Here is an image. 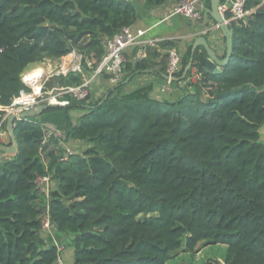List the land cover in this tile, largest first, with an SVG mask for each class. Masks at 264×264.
Wrapping results in <instances>:
<instances>
[{
  "label": "trees",
  "instance_id": "obj_1",
  "mask_svg": "<svg viewBox=\"0 0 264 264\" xmlns=\"http://www.w3.org/2000/svg\"><path fill=\"white\" fill-rule=\"evenodd\" d=\"M246 8L254 12L231 21L233 53L222 73L204 71L200 47L193 66L204 79L180 97L157 98L151 83L124 89L155 66L148 52L127 63L130 81L100 100L65 95L68 106L47 109L68 116L92 106L75 124L67 118L68 138L87 142L82 152L63 159L57 140L43 142L42 123L14 122L19 151L0 167V264H56L54 234L69 236L73 264H169L211 244L227 246L224 264H264V0ZM136 20L132 0H0V130L13 99L29 90L26 69L73 51L95 66L105 40ZM190 58L191 48L183 66ZM82 82L70 71L47 85ZM43 176L56 184L48 192L38 184ZM46 219L52 230L44 232Z\"/></svg>",
  "mask_w": 264,
  "mask_h": 264
},
{
  "label": "built area",
  "instance_id": "obj_2",
  "mask_svg": "<svg viewBox=\"0 0 264 264\" xmlns=\"http://www.w3.org/2000/svg\"><path fill=\"white\" fill-rule=\"evenodd\" d=\"M204 2L205 0H181L177 2L174 6L172 15L181 16L183 18H189L194 21H202L205 7ZM246 3L247 0H225L224 2H221L219 6V11L228 21L245 19L254 12V10L246 8ZM211 31L212 30L203 29L201 34L208 35ZM145 33L146 31H139L137 34H134L131 30V27L122 28V30L116 35H114L112 38H107L105 40V53L103 54L100 61L97 62L95 66L93 65L94 61H89L90 65L92 66L88 70L90 72L82 70L83 67L80 66L82 62L79 64V66H75L71 70L68 68L70 64H68L67 66L66 64L61 66L60 74H67L70 71H78L83 76V82L80 85H74L69 87H54L52 91L55 90V94H43V85L39 92L34 91L32 93H26L25 91H22L19 96L13 99L12 107L7 110V114H10L12 112H21L29 110L42 104H52L54 106L66 107L70 104V100L64 98L65 95H68L78 101L92 103L95 99H97L96 94L100 93L98 92L97 86L100 85V79L102 78V76H106L108 85L111 87L122 83L126 79L128 71L126 70L127 59L125 53L129 48L133 46H140L142 44L140 39L143 38ZM147 43V45H153L155 41L150 40ZM73 53V55L78 56L82 61V56L80 54L76 52ZM167 54L168 58L166 73L170 76H177L184 68V55L174 47L170 48ZM147 57L148 51L146 46L140 47L135 56L136 60H141ZM203 79L204 75L202 71H200L197 66H193L191 68V75L187 76L185 81H183L182 83L185 87V85L188 86L190 83L202 82ZM169 82L171 81L169 80ZM168 90L170 91V88L164 89V91L166 92H169ZM41 125L43 127L44 132L43 142L45 143L52 139L57 140L58 146L65 150L63 159H67L69 154L78 152L73 151L71 148L67 147L66 142L69 141L67 131H64L61 128L52 124L42 123ZM49 182V176H43L38 178V184L44 191L50 190ZM43 224V226L46 227L43 228L44 230H50L51 225L48 219H46Z\"/></svg>",
  "mask_w": 264,
  "mask_h": 264
},
{
  "label": "crops",
  "instance_id": "obj_3",
  "mask_svg": "<svg viewBox=\"0 0 264 264\" xmlns=\"http://www.w3.org/2000/svg\"><path fill=\"white\" fill-rule=\"evenodd\" d=\"M137 9V20L134 25L131 26V30L134 34H137L139 31H146L143 38L140 39L142 44L140 46H133L129 48L126 53L127 63L133 64L136 60L135 56L140 47L146 46L147 51L151 53V60L155 63V66L148 69L149 72H140L137 73L132 79L131 83L126 85L124 89L126 91H131L138 87L153 84V96L157 98H178L183 94V83L180 85L174 86L169 80L161 77L159 72L162 66H167V52L168 47L163 46L162 42H172L174 43V48L178 49L183 55L191 48L192 45L203 29H206L202 26L204 18L202 21H194L189 18H183L181 16L172 15L174 6L176 5L175 0H167L162 5L159 6H149L144 5L138 0H132ZM205 7L211 6V0H205ZM209 26L212 27L210 34L206 35L210 45L215 48L219 57L223 58L226 53V40L222 31L216 28L215 21L210 18ZM154 40L153 45H147L148 41ZM168 48V49H167ZM198 47L197 49H199ZM224 68V67H223ZM152 71V72H151ZM204 71H206L204 69ZM188 76V75H187ZM181 82V81H180ZM108 85L106 76H102L100 79V85L97 86L98 92H101L103 86ZM187 87V85H185ZM184 87V88H185ZM165 88H170L169 92L164 91ZM190 90L193 88L188 87ZM99 94V93H98ZM70 112V111H69ZM46 112L41 113L34 117L36 122L43 124H52L64 131L68 130V121L65 116L61 120V116L54 114V112H48V115H44ZM65 115V114H64ZM75 124V122H71ZM0 137L3 144L9 145L10 137L7 131L0 130ZM0 167L8 159V156H3L0 151ZM10 158V157H9ZM51 243H55L54 240H49ZM56 241L58 242L60 249H62V257L64 251L67 256V260H70L69 264L74 263V247L70 244V238L67 235L57 236ZM64 259V257H63ZM59 264H61L59 262Z\"/></svg>",
  "mask_w": 264,
  "mask_h": 264
},
{
  "label": "water",
  "instance_id": "obj_4",
  "mask_svg": "<svg viewBox=\"0 0 264 264\" xmlns=\"http://www.w3.org/2000/svg\"><path fill=\"white\" fill-rule=\"evenodd\" d=\"M220 4H221V0H211V6L204 7V13H203L204 22L202 23V26L208 30H211L212 27L209 26L210 18H212V20L215 21L216 28H219L222 31L226 40L225 56L223 58L219 57L215 48H213L210 45L208 39L206 38V35L200 34L198 37H196L192 45L191 58L188 61V63L184 66L182 74L180 76H170L166 72H159L161 77L165 78L166 80L177 81V82L185 80L189 71L193 66L194 56L198 47H204L207 52V59L204 65V69L208 72H212L215 74L222 73L223 67L228 64L230 58L232 57L234 30L231 27V21L226 20L225 17L222 15V13L219 11ZM149 71L150 70H144L140 72L144 73ZM131 77L132 76L128 77L124 81V84L128 83ZM107 97L108 95H106V98ZM53 106L54 105L52 104H42L40 106H36L35 108L29 110H25L21 112H12L10 114H7L3 119V122L6 121V129L11 139V143L7 145L0 142V151L2 155L8 157H14L17 155L19 151V144L16 138L15 124H14L16 120L34 118L38 115H41V113L45 112L47 109ZM84 107L91 108L92 106L85 105ZM56 264H58V262Z\"/></svg>",
  "mask_w": 264,
  "mask_h": 264
},
{
  "label": "rangeland",
  "instance_id": "obj_5",
  "mask_svg": "<svg viewBox=\"0 0 264 264\" xmlns=\"http://www.w3.org/2000/svg\"><path fill=\"white\" fill-rule=\"evenodd\" d=\"M179 1H181V0H175L176 3ZM73 52H71L68 55H66L60 59H57V60L56 59H50V58H43L40 61L31 65L28 69H26L25 72L23 73V75L26 72L30 71V69H33L35 67L42 68V76L40 77L41 79H39V81H37L38 85L40 84L39 88L41 89V87L43 85V88H42L43 94H49V93L55 94L56 91L55 90L52 91L53 88L49 87L47 85V82H49L54 76H57L60 74V71H61L60 68L62 65L66 64V66H67L68 64H70L68 66V68L70 70L73 69L75 66H79V64L81 63V60L78 56L73 55L74 54ZM80 66L83 67L82 70H84L86 72H90V71H88V69H90L92 67L90 65V63L88 64V66H84L81 63ZM24 83L29 88V90L25 91L26 93H32L34 91L39 92L38 91L39 89L36 90L35 87L32 86V84L30 85V83H28V82H27L28 83L27 84L25 81H24ZM109 87H110L109 85L103 86V88L101 89V92L99 94H96L97 99H95L93 102L100 100L104 96V94L107 92V89ZM169 99L173 100L174 98L173 99L169 98ZM45 112H46L44 114L45 116L49 114L48 112H54V114L61 116V120H63V122H65L64 118L66 116V118L69 117V120L71 122L76 123L78 121V119L84 113H86V110H85V108L76 107V108L71 109L70 112H68V116L62 110L45 111ZM262 134L264 137V130H262ZM66 143H67L68 148H71L73 151H78V152H82L83 150H85L84 149L85 147H88L87 142L80 141V140L74 141V140L69 139V141ZM55 186H56V184L54 181L49 182V189L54 188ZM47 191L48 190H46V192ZM43 228H46V227L43 226ZM50 230H52V228ZM45 231H47V230H44V232ZM49 234H50V232H49ZM44 236L46 237L47 233H44ZM54 236H55V240H56L57 239L56 234H54ZM60 246L62 247V245H60ZM61 250L62 249H60V259L58 261V264H59V262L61 264H69L70 260L69 261L67 260V256H66L65 251L63 254V257H64V259H63ZM226 252H227V246L220 245V244H211V245H207V246L202 247L200 249V251H198L196 253L181 251L177 255L173 256V258L169 261V264H207L209 261H216V262H219L221 264H224L225 258H226Z\"/></svg>",
  "mask_w": 264,
  "mask_h": 264
},
{
  "label": "bare ground",
  "instance_id": "obj_6",
  "mask_svg": "<svg viewBox=\"0 0 264 264\" xmlns=\"http://www.w3.org/2000/svg\"><path fill=\"white\" fill-rule=\"evenodd\" d=\"M41 76H42V68L35 67L33 69H30V71L26 72L23 75V80L25 82L30 83V85L32 84V86H34L36 90H38V89L40 90V88H39L40 84L38 85L37 81H39V79H41L40 78ZM53 100H54V98H53Z\"/></svg>",
  "mask_w": 264,
  "mask_h": 264
}]
</instances>
